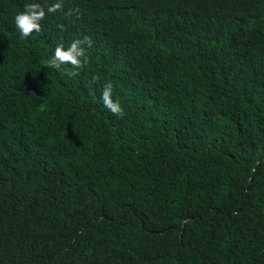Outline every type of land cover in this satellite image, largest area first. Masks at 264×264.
<instances>
[{
    "label": "trees",
    "instance_id": "16d2710c",
    "mask_svg": "<svg viewBox=\"0 0 264 264\" xmlns=\"http://www.w3.org/2000/svg\"><path fill=\"white\" fill-rule=\"evenodd\" d=\"M0 264H264V0H0Z\"/></svg>",
    "mask_w": 264,
    "mask_h": 264
},
{
    "label": "clouds",
    "instance_id": "9594fccd",
    "mask_svg": "<svg viewBox=\"0 0 264 264\" xmlns=\"http://www.w3.org/2000/svg\"><path fill=\"white\" fill-rule=\"evenodd\" d=\"M63 5L60 2H55L45 7L39 3L25 4L24 10L16 14L14 21L15 27L23 37L27 38L32 35L33 32H40L42 30L41 21L46 17V14H55L62 10ZM73 10H69V14H72ZM84 44L89 47L92 45V40L85 37L83 40L75 39L70 45L65 48L64 45H57L54 50V55L50 60L45 61V67L60 69L62 65L69 64L73 70L66 72L69 77H75L79 74V69L84 67L85 48ZM97 80V77H93ZM113 85L111 82L105 84L102 91L103 105L113 114L121 116L123 115L122 105L118 100H113Z\"/></svg>",
    "mask_w": 264,
    "mask_h": 264
}]
</instances>
